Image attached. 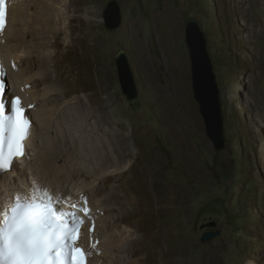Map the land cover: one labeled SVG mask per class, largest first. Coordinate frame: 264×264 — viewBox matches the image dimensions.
Here are the masks:
<instances>
[{
  "label": "rangeland",
  "instance_id": "374dc122",
  "mask_svg": "<svg viewBox=\"0 0 264 264\" xmlns=\"http://www.w3.org/2000/svg\"><path fill=\"white\" fill-rule=\"evenodd\" d=\"M109 1L90 0L99 18L89 43H96L95 52L101 57L107 88L113 97L110 104L119 101L117 118L147 127L139 135L138 144L158 159L160 189L174 183L178 190L182 189L188 264H209L206 259L210 264H264V0H117L123 17L116 30H110L104 20ZM37 2L27 0L23 9L26 13L37 11ZM185 12L198 20L205 34L221 89L227 140L220 152L215 151L207 136L194 98ZM15 30L12 11L9 32ZM10 44L11 41L0 42V56L8 76L7 91L12 98L22 96L20 88L31 101L40 92L33 94L32 89L17 80L11 66ZM122 52L128 57L138 90L133 101L124 95L119 80L117 57ZM36 107L28 113L41 128L36 114L40 105ZM130 131L128 124L127 133ZM168 132L184 140L185 159L180 157V144L172 142ZM37 141L32 144L36 150ZM129 144L136 152L133 139ZM31 154L35 163V155ZM20 171L14 181L23 186L32 177ZM41 184L57 194L51 180ZM58 207L75 210L81 220H88L91 215L103 220V214L91 204L90 214H85L83 205L72 209L64 200ZM178 222L176 217L174 233L179 231ZM210 222L216 226H207ZM102 227L103 231L105 226ZM211 231L219 235L203 242V234ZM101 236H93L94 241L103 243ZM87 241L90 236L83 244L92 253V264H99L95 255L109 251V246L93 249Z\"/></svg>",
  "mask_w": 264,
  "mask_h": 264
},
{
  "label": "bare ground",
  "instance_id": "6f19581e",
  "mask_svg": "<svg viewBox=\"0 0 264 264\" xmlns=\"http://www.w3.org/2000/svg\"><path fill=\"white\" fill-rule=\"evenodd\" d=\"M25 1L12 9L16 30L8 31L5 42L11 41L8 51L17 80L33 94L40 92L30 101L18 88L27 113L40 105L36 114L41 128L33 119L26 157L16 160L0 177V219L17 192H30L33 181L46 189L41 183L51 180L64 202L69 203L70 198L87 209L91 204L103 214L102 221L92 215L82 220L90 226L96 219L94 236L102 235L103 243L90 236L88 246L110 248L95 255L97 263L188 264L182 189L178 190L176 183L160 189L158 159L138 144L147 127L133 120H119L118 99L110 104L113 97L101 57L95 52L96 43H89L98 24V10L90 0H39L37 11L26 13ZM170 137L180 144V157L185 159L184 140L174 134ZM36 141L37 150L32 146ZM20 170L32 177L23 186L14 181ZM176 217L179 231L174 233Z\"/></svg>",
  "mask_w": 264,
  "mask_h": 264
},
{
  "label": "snow or ice",
  "instance_id": "6c2138e0",
  "mask_svg": "<svg viewBox=\"0 0 264 264\" xmlns=\"http://www.w3.org/2000/svg\"><path fill=\"white\" fill-rule=\"evenodd\" d=\"M3 3L0 0V5ZM3 26L4 12L0 9V30ZM3 92L0 83V96ZM31 126L19 98L10 105L0 99V177L17 159L26 157L25 141ZM64 199L60 193L53 195L37 187L34 181L30 192L14 195L0 219V264H86L85 252L75 246L83 221L76 211L58 207ZM69 207L80 209V203L69 198ZM82 210L89 213L87 208Z\"/></svg>",
  "mask_w": 264,
  "mask_h": 264
},
{
  "label": "water",
  "instance_id": "95a60500",
  "mask_svg": "<svg viewBox=\"0 0 264 264\" xmlns=\"http://www.w3.org/2000/svg\"><path fill=\"white\" fill-rule=\"evenodd\" d=\"M122 17L123 10L119 2L117 0L109 1L104 10L106 26L110 30L118 29L122 25ZM183 20L185 23V40L192 64L194 98L204 119L207 136L213 142L215 151L220 152L224 150L227 140L224 131L223 98L208 50V42L195 17L185 12ZM117 68L124 95L129 101L135 100L138 97V90L128 57L123 52L117 57ZM207 226L215 227L216 223L210 222ZM218 235L219 232H206L201 240L207 242Z\"/></svg>",
  "mask_w": 264,
  "mask_h": 264
}]
</instances>
